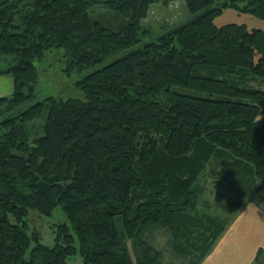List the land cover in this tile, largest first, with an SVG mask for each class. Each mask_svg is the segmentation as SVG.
I'll return each mask as SVG.
<instances>
[{
	"label": "trees",
	"instance_id": "trees-1",
	"mask_svg": "<svg viewBox=\"0 0 264 264\" xmlns=\"http://www.w3.org/2000/svg\"><path fill=\"white\" fill-rule=\"evenodd\" d=\"M172 1L187 21L160 35L143 26L151 5ZM96 6L125 24L106 27ZM228 8L264 20V0H0V59L16 60L0 73L14 83L0 97V264H155L129 246L150 225H173L196 264L209 254L225 230L195 213L200 174L215 161L233 185L264 181V28L218 27ZM53 49L67 74L128 52L76 82L80 97L30 104ZM57 209L48 245L28 217Z\"/></svg>",
	"mask_w": 264,
	"mask_h": 264
},
{
	"label": "rangeland",
	"instance_id": "rangeland-1",
	"mask_svg": "<svg viewBox=\"0 0 264 264\" xmlns=\"http://www.w3.org/2000/svg\"><path fill=\"white\" fill-rule=\"evenodd\" d=\"M90 15L106 27L117 31L126 22L118 13L102 6L94 7L90 11ZM189 18V13L183 1H172L168 4L159 2L150 6L148 15L142 21V24H144V27H148L153 34L160 35L163 30L157 31V33L156 29L161 27L162 24L176 26L184 23ZM215 24L218 27L238 24L246 25L249 29L264 28V20L235 8L226 9L215 18ZM137 47L138 45L134 46L133 49ZM127 52L115 55L91 69L67 74L64 72L66 61L63 57V50L53 49L47 53V58L44 61L37 62L40 77L35 90V98L30 104L44 101L50 96L61 98L80 97L75 87L76 82L89 73L101 69L112 60L122 57ZM15 64L16 60L13 57L1 58L0 73ZM0 75L6 76L7 74ZM254 86L258 87V85ZM261 87L264 89V85ZM44 123L45 116L31 123L30 141L39 135L38 131ZM232 179L233 173L231 171L227 170L224 165L211 161L194 184V189L199 196V203L195 211L196 215H208L223 221L224 230L233 222L243 206L253 204L259 209L264 208V181L255 179L253 182L240 181L233 185L231 183ZM64 220L65 216L59 209L55 210L51 218L43 217L36 211H31L28 217L29 230L38 232L43 243L52 245L56 234V226ZM185 245L186 239L179 236L173 225H150L139 239L129 241L136 262L143 255V252L147 253L155 264H196L199 258L193 254L194 252L188 253V247ZM82 262L83 260L79 254L70 259L71 264H82Z\"/></svg>",
	"mask_w": 264,
	"mask_h": 264
},
{
	"label": "crops",
	"instance_id": "crops-1",
	"mask_svg": "<svg viewBox=\"0 0 264 264\" xmlns=\"http://www.w3.org/2000/svg\"><path fill=\"white\" fill-rule=\"evenodd\" d=\"M14 91L13 78L0 75V97ZM264 209V208H263ZM247 204L199 264H264V210Z\"/></svg>",
	"mask_w": 264,
	"mask_h": 264
},
{
	"label": "bare ground",
	"instance_id": "bare-ground-1",
	"mask_svg": "<svg viewBox=\"0 0 264 264\" xmlns=\"http://www.w3.org/2000/svg\"><path fill=\"white\" fill-rule=\"evenodd\" d=\"M169 9V8H168Z\"/></svg>",
	"mask_w": 264,
	"mask_h": 264
}]
</instances>
